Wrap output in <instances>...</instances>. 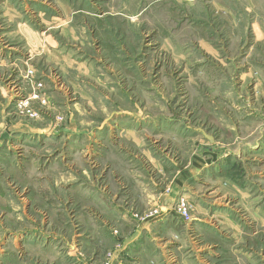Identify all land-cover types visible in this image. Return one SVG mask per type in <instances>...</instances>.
<instances>
[{
    "label": "rangeland",
    "instance_id": "rangeland-1",
    "mask_svg": "<svg viewBox=\"0 0 264 264\" xmlns=\"http://www.w3.org/2000/svg\"><path fill=\"white\" fill-rule=\"evenodd\" d=\"M201 2L191 14V0H0V174L10 182V163L94 162L102 173L94 195L110 205L118 192L112 156L129 161L142 137L167 170L150 165L149 174L171 211L135 247L108 240L107 250L74 251L45 236L24 247L19 232L29 228L17 225L18 214L34 221L39 236H60L62 228L71 235L81 230L82 213L93 217L94 195L85 176L63 201L31 199L33 186L16 177V249L8 251L16 260L9 264H264V76L255 74L263 54L254 51L251 27L223 24L220 0ZM215 152L222 171L215 162L173 194L170 160L183 169L195 155L217 161ZM78 185L90 200H81ZM26 196L30 202H22ZM131 203L137 225L161 214V205ZM56 213L69 226L56 225Z\"/></svg>",
    "mask_w": 264,
    "mask_h": 264
},
{
    "label": "crops",
    "instance_id": "crops-1",
    "mask_svg": "<svg viewBox=\"0 0 264 264\" xmlns=\"http://www.w3.org/2000/svg\"><path fill=\"white\" fill-rule=\"evenodd\" d=\"M201 1H206V3L207 1L211 3L213 2L214 5L217 4L215 0ZM201 1L191 0L192 3L188 6V10L191 14H195V11L201 8V5H199V3H202ZM219 3L220 4L218 5L220 8H217V10L221 11L224 15L223 24L232 28V30L251 27L255 36L254 51H256L259 56L261 53L263 54V61L259 65V71L255 69V74L260 75L261 77L264 76V0H220ZM204 17L208 19L207 14H205ZM239 35L240 34H238V36ZM228 36L229 35H227V37ZM230 38L233 41V36H230ZM235 39L239 41V38H237L236 35H234V40ZM240 39H245V37H241ZM253 48V46L250 47L249 55L252 54L251 52H253ZM253 70L254 67L253 69H249V73L253 74ZM80 134L84 135L82 132H80ZM204 136H206L211 142L212 138L210 136L205 133ZM131 137L135 138L134 135ZM126 139L128 140V138ZM134 141L139 149H141L140 154L133 156L129 161L127 160L128 155L122 157L116 154L112 156L113 163L110 178L112 176L114 177L116 184L115 188L119 193L115 192V194H113V199L109 201L110 205L102 203L104 202V195H94L95 185L98 184L100 186L102 183V173L99 164H95L94 162L92 164H85L82 161H78L75 164L64 165L62 163H49L42 166L39 163L29 162L23 164L22 168L19 166V168H17L14 163H10V165L5 168L10 175V179H8L10 182L0 174V216L1 214L3 215V218L0 217V263L9 264L11 258L16 260V257L8 252L9 250H13V247L16 249V202H18V200L16 199V195L11 193L10 189L11 180L16 184V177L19 179V181L17 180L18 184H22L23 186H33L34 194H30L31 199L38 194V196L42 197V200L45 202L53 203L56 201L53 196H60L61 199H58L63 201L62 199L71 193L67 187L78 184L79 180L84 182L85 176L91 180L90 187H93L92 194L94 195L92 200L88 199L82 194L85 193L84 188H81L82 185L77 186L83 190L81 191L77 189V192L83 195L81 200H90L89 205H91V208L93 209V217H90L89 214L82 213L77 218L79 222L77 227L81 226L82 231L80 229L78 231L76 230L74 232L75 234L71 233V235H69L67 229L62 228L60 236L56 232H48L50 234H42V236H39L38 232H34L33 230L34 221L29 217L24 219L26 215L21 216L18 214L17 225L22 226L25 224L24 226H28L29 228L19 232L23 233L22 236H18L20 245L26 247L28 242L40 239L43 236H45L48 245L62 243V245L65 246L61 249L74 251L107 250L111 248L109 246L111 242H108V240H111L112 242H123L125 245L124 247L130 244H135L134 247L143 244L142 239L146 236L148 237V228L154 223L157 224L158 221H161L160 218L163 214H171V211L170 205L166 204L162 206V204H165L163 199H165L164 197L166 196L163 193L164 189L161 188L162 186H160V182H157L156 184V179L149 174L150 165L164 176H166L167 170H165L161 162L150 152V150L146 148L142 137L141 139L136 137ZM207 151L211 150L206 148L204 152ZM215 155L217 161L213 160L209 162L202 157V155L200 157L195 155L190 161L189 166L183 169H181L177 163L170 160L173 163L172 166L176 172V175L169 183L170 187H172L173 194H175L179 188L183 189L188 180H193L194 177L206 169L204 176L208 175V172L213 169L211 165H214L215 162L217 163L216 167H214L215 171L221 172L223 169V163L219 161V155L217 152H215ZM229 155L233 156L234 154L230 153ZM139 157L144 159V163L141 160L138 162ZM133 159H136L137 161H134ZM1 171L2 169L0 168V173ZM33 179L39 184L43 181V185L40 184L39 186H35V184L32 183ZM151 185L153 186V191L150 189ZM22 202H30L29 197L26 196ZM131 202H136L138 208L151 204L157 206L161 205V214L152 222H145L137 225V220L133 219L131 212L127 209L128 205L132 207L133 204H135ZM58 216L61 217L60 223H56V219H58L56 217ZM68 219L69 217L67 215H57V213L53 217L54 223L60 227L69 226ZM161 223L162 222H160L159 225ZM29 225L31 227H29ZM51 225L53 227V223ZM116 227L122 229V231H120L122 236L113 235L112 230L116 229ZM145 230L146 232H144ZM143 233H145L146 236L144 235L143 237ZM57 238H60L59 242ZM127 242L128 244H126ZM32 244L34 243L32 242ZM85 245H87V247ZM88 245H91V247H88Z\"/></svg>",
    "mask_w": 264,
    "mask_h": 264
},
{
    "label": "built area",
    "instance_id": "built-area-1",
    "mask_svg": "<svg viewBox=\"0 0 264 264\" xmlns=\"http://www.w3.org/2000/svg\"><path fill=\"white\" fill-rule=\"evenodd\" d=\"M184 210V212H182ZM180 212H182L183 214H186L187 215V212H186V205H182L181 208H180Z\"/></svg>",
    "mask_w": 264,
    "mask_h": 264
}]
</instances>
